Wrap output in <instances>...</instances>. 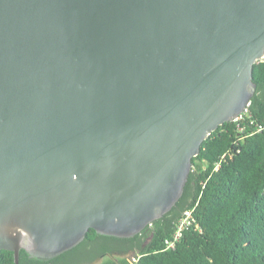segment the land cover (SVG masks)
<instances>
[{"label":"water","instance_id":"95a60500","mask_svg":"<svg viewBox=\"0 0 264 264\" xmlns=\"http://www.w3.org/2000/svg\"><path fill=\"white\" fill-rule=\"evenodd\" d=\"M263 57L264 0H0V250L51 259L169 212Z\"/></svg>","mask_w":264,"mask_h":264},{"label":"trees","instance_id":"16d2710c","mask_svg":"<svg viewBox=\"0 0 264 264\" xmlns=\"http://www.w3.org/2000/svg\"><path fill=\"white\" fill-rule=\"evenodd\" d=\"M253 79L257 91L248 113L223 123L202 143L176 205L132 237L90 228L82 243L92 242L85 264H264V60L254 64ZM189 208L195 222L175 249H165ZM69 252L39 259L21 249L19 263L50 264ZM0 264H16L14 252L0 250Z\"/></svg>","mask_w":264,"mask_h":264},{"label":"built area","instance_id":"2783aa9c","mask_svg":"<svg viewBox=\"0 0 264 264\" xmlns=\"http://www.w3.org/2000/svg\"><path fill=\"white\" fill-rule=\"evenodd\" d=\"M264 60V57L261 59ZM250 103L248 104L245 111L238 117V120L243 117V114L248 113ZM195 222L194 208H189L185 210L181 217L176 222L174 232L165 239L164 246L165 249L173 250L177 247L178 242L182 239L184 231L189 228V226Z\"/></svg>","mask_w":264,"mask_h":264},{"label":"flooded vegetation","instance_id":"af4514ba","mask_svg":"<svg viewBox=\"0 0 264 264\" xmlns=\"http://www.w3.org/2000/svg\"><path fill=\"white\" fill-rule=\"evenodd\" d=\"M85 238L77 244L75 247L71 248L68 254H66L60 261L50 262V264H78L87 263L86 258L90 254V248L92 247V242H85ZM81 245L80 247H78ZM78 247V248H76Z\"/></svg>","mask_w":264,"mask_h":264},{"label":"rangeland","instance_id":"374dc122","mask_svg":"<svg viewBox=\"0 0 264 264\" xmlns=\"http://www.w3.org/2000/svg\"><path fill=\"white\" fill-rule=\"evenodd\" d=\"M116 257H118V256H116ZM126 257L132 262L135 261V258H133V256L131 254L126 255ZM101 261H102V259H99L98 261H95V262L89 263V264H100ZM78 264H85V263H78Z\"/></svg>","mask_w":264,"mask_h":264}]
</instances>
